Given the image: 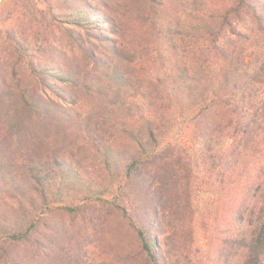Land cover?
Returning a JSON list of instances; mask_svg holds the SVG:
<instances>
[{
    "label": "rangeland",
    "instance_id": "rangeland-1",
    "mask_svg": "<svg viewBox=\"0 0 264 264\" xmlns=\"http://www.w3.org/2000/svg\"><path fill=\"white\" fill-rule=\"evenodd\" d=\"M232 1L0 0V264H144L133 224L176 264H238L244 220H234L230 203L244 196L245 174L237 185L203 183L199 152L207 128L227 124L211 148L219 176L239 175L243 164L264 172V98L240 100L264 69V31L248 17L242 23L246 9ZM229 8L232 32L225 24L214 49L203 32ZM42 68L60 97L44 87ZM60 68L76 81H58ZM156 80L182 93L159 106L165 122L149 140L157 155L147 158L135 138L147 125L153 132L139 118L152 110ZM21 90L64 106L28 114ZM238 110L243 126L258 113L248 144L245 133L233 134ZM8 230L25 234L10 242Z\"/></svg>",
    "mask_w": 264,
    "mask_h": 264
},
{
    "label": "trees",
    "instance_id": "trees-1",
    "mask_svg": "<svg viewBox=\"0 0 264 264\" xmlns=\"http://www.w3.org/2000/svg\"><path fill=\"white\" fill-rule=\"evenodd\" d=\"M259 4V3H258ZM235 11H239L241 8L246 9L245 13L238 15L240 17V20L242 23H244V17L250 18L251 21L255 20L256 24L258 25V28L263 32L264 27L260 24V22L257 21L259 18L262 19L264 22V7L263 5H256V0H234L232 1V6H231ZM231 8L228 10H225L223 13L218 14L212 18L217 17L218 18V27L215 28L214 31H208L204 30V38H207L209 43L214 44V49H218V46L216 45L218 39L222 36L221 33H223L224 26L225 24L227 25V28L232 32L231 29V21H229V13ZM262 15V16H261ZM76 18L74 19V24L78 25V19L80 17L79 13L75 15ZM238 33V32H236ZM74 40L77 43L78 46V51H80L83 55V57L89 55L88 48H86L85 44V39L83 37V34L81 32H74ZM98 38H105L106 40L109 41H115L113 40L110 36L108 35H103L101 34L100 31L96 32ZM103 36V37H102ZM15 44L17 47L19 46L20 48L22 47L19 45L17 41H15ZM116 50V53L119 52V46H116L114 48ZM88 57V56H87ZM28 63L30 66H33V60H28ZM39 72V77L42 79L44 82V87L47 89H51L55 91V95H62V87L60 88L59 85L53 82H49L47 80V71L46 69H41L37 70ZM261 74H257V76H254L255 78H252L250 83V86L247 88L248 92L247 93H242L240 100L241 102L243 101H251L253 99L258 98L259 100L264 98V69H260ZM52 75L57 77L58 81L61 82H69V83H74L76 81V74L75 72H66L64 71L63 68H60L54 72H52ZM216 82V81H215ZM155 84L157 88L160 91V88L162 89L163 92L166 93L164 88L169 91H171L169 94H162L159 93L158 91L156 92V95L154 96L155 102H152L150 107L151 111L146 114L145 109L142 110L141 112V117L139 118L142 120L145 124H150L153 127V132L151 131V128L149 125L146 126L145 131L146 134L142 132V128L140 130L137 129V134L135 138V146L138 147V149L141 151L140 156L150 158L148 156H151L156 153V151L152 150L151 143H149V140L152 138V136L155 135L154 131L156 132L158 128H160L163 123L165 122V117H164V112L159 110V106H163L167 103V101H172L175 99V97L180 96L182 93V90H180V87L178 88V84H173L169 86H163L162 82L156 80ZM18 84H16L17 86ZM215 88L214 90L218 89L220 86H222V83H215ZM47 89V90H48ZM214 92V91H213ZM45 95V94H44ZM21 98V106L23 108L24 112H27L28 114L32 112L38 113V110L41 112L43 108L52 106L55 108H61L64 106V103H59L54 100L49 99L47 95H45L44 98H39L35 97L33 94H28L26 91H19V94L17 95ZM142 98V97H141ZM220 96L218 94L211 98L209 101V104H212L213 102L218 101ZM206 99V97L204 98ZM202 100L205 102V100ZM263 106H261V109L264 110V102L262 103ZM141 105V104H139ZM237 103L235 104V106ZM141 107V106H140ZM205 108H207L205 106ZM236 107H234L235 110ZM45 113H49V110H47ZM257 113V111H256ZM255 112L250 116L251 114H248L250 116L249 120H247L246 125L243 126L241 123V120L245 116L240 113V110L237 111L236 113V124L233 125V134L237 132H241L242 134L245 133V137H241L245 139V143L248 144L252 138H253V132L255 130L254 126L252 125L255 118L257 117L258 113L256 114ZM263 116V115H262ZM64 117H67L65 115ZM65 119H69L68 117ZM264 121V117L262 118ZM199 116L196 118V127L199 129L201 126L199 125ZM223 127H227V124L224 126H219V128L216 130L214 128H207L209 129V134H207V137L203 139L205 146L199 151L200 154L202 155L201 162L203 164V167L206 171V174L203 175L202 177V182L203 183H208V180L210 178L214 177V181H218L219 185H226L228 186V183H234L237 185L238 181L241 179V175H243V181H244V196L242 198L240 197H234L232 198V201H235V205L230 203L232 207H234V220H244L243 221V226L239 231V236L240 239H237V241L241 240L240 243H243V250H242V259L239 260L238 264H261L263 261L262 253H264V172L261 170L257 171L256 173H253L251 170H248L249 168L245 169V164H243V169H241V174L239 175H233V174H228L226 177L225 176H219V158H214L212 153H211V148L213 147L214 144L218 142V139L216 138V132L218 130H221ZM244 129H243V128ZM242 128V129H241ZM194 130V134L198 133V130ZM204 130V128H202ZM199 135V134H198ZM251 136L250 140L249 137ZM111 153V152H110ZM109 155H112L110 154ZM157 155V154H156ZM154 155V156H156ZM151 156V157H154ZM209 159V164L207 163ZM217 161V162H216ZM189 165V164H188ZM187 165V166H188ZM248 167V165H247ZM261 167V166H260ZM259 167V168H260ZM215 168V169H214ZM214 169V170H213ZM213 170V171H212ZM244 170V171H243ZM141 173H137V176ZM207 173L209 175H207ZM214 174V175H212ZM220 177V178H219ZM162 183V182H161ZM160 181L157 179L155 182V186H160ZM166 208L165 204H161L160 209ZM233 220V219H229ZM240 222V223H241ZM133 227L136 231V235L139 240V254L141 256V259L144 264H176L177 259L172 258V256L166 251L163 250V246H160L158 242L151 238L147 237L146 230L140 226V225H134ZM17 230H8L6 236L8 238V241L14 242L21 240L24 237L25 231L24 232H16ZM157 248V249H156ZM164 251V252H163Z\"/></svg>",
    "mask_w": 264,
    "mask_h": 264
}]
</instances>
